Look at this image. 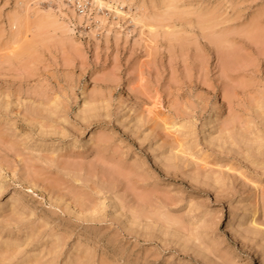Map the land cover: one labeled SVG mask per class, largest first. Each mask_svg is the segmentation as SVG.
I'll use <instances>...</instances> for the list:
<instances>
[{"label": "rangeland", "instance_id": "374dc122", "mask_svg": "<svg viewBox=\"0 0 264 264\" xmlns=\"http://www.w3.org/2000/svg\"><path fill=\"white\" fill-rule=\"evenodd\" d=\"M0 264H264V0H0Z\"/></svg>", "mask_w": 264, "mask_h": 264}, {"label": "bare ground", "instance_id": "6f19581e", "mask_svg": "<svg viewBox=\"0 0 264 264\" xmlns=\"http://www.w3.org/2000/svg\"><path fill=\"white\" fill-rule=\"evenodd\" d=\"M29 188L30 189H34V186L32 184L29 185ZM13 201L15 200H19L20 198L17 196V195H13L12 198H11Z\"/></svg>", "mask_w": 264, "mask_h": 264}]
</instances>
